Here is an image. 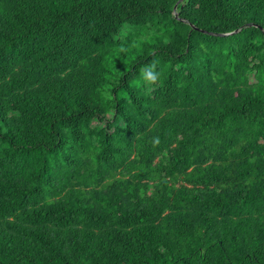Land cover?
Segmentation results:
<instances>
[{"label":"trees","instance_id":"trees-1","mask_svg":"<svg viewBox=\"0 0 264 264\" xmlns=\"http://www.w3.org/2000/svg\"><path fill=\"white\" fill-rule=\"evenodd\" d=\"M0 264H264V0H0Z\"/></svg>","mask_w":264,"mask_h":264},{"label":"clouds","instance_id":"clouds-1","mask_svg":"<svg viewBox=\"0 0 264 264\" xmlns=\"http://www.w3.org/2000/svg\"><path fill=\"white\" fill-rule=\"evenodd\" d=\"M155 68L156 65L151 64L150 66L141 69V74L148 83L154 84L159 78V73L155 71Z\"/></svg>","mask_w":264,"mask_h":264},{"label":"water","instance_id":"water-1","mask_svg":"<svg viewBox=\"0 0 264 264\" xmlns=\"http://www.w3.org/2000/svg\"><path fill=\"white\" fill-rule=\"evenodd\" d=\"M241 28L236 29L235 31H239Z\"/></svg>","mask_w":264,"mask_h":264}]
</instances>
